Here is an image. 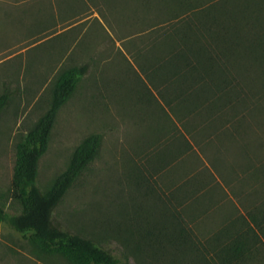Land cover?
<instances>
[{"label": "rangeland", "instance_id": "374dc122", "mask_svg": "<svg viewBox=\"0 0 264 264\" xmlns=\"http://www.w3.org/2000/svg\"><path fill=\"white\" fill-rule=\"evenodd\" d=\"M180 1L0 0V93L5 85L11 92L0 113V204L9 213L22 209L11 194L17 143L50 106L57 76L85 62L89 69L60 108L48 150L39 161L40 185H51L84 136L100 132L102 146L58 204L57 223L128 254L131 264H171L156 255L140 234L151 228L153 237L166 238L175 217L161 197L184 174L203 171L217 186L211 204L199 207L202 211L191 217L188 204H177L198 237L204 239L217 229L227 208L237 205L244 211L250 205V195L246 196L250 180L239 173L240 178L228 182L226 168L221 174L211 160L219 155L225 164L244 160L238 151L240 137L227 146L217 145V139L207 148L193 141L194 146L179 158L168 155L161 144L165 136L176 134L180 143L190 137L185 118H179L160 96L163 84L156 87L146 76L153 56L162 55L172 41L168 32L178 18L175 15L185 16ZM244 88L249 95V87ZM251 116L245 115L251 123L246 141L254 161L260 163L264 162V123ZM163 125L167 129L157 132L162 141L153 142L152 128ZM217 147H222L221 153ZM176 170L180 177L172 183ZM263 183V179L255 181L258 186ZM0 264L72 263L60 254L39 250L1 223Z\"/></svg>", "mask_w": 264, "mask_h": 264}, {"label": "trees", "instance_id": "16d2710c", "mask_svg": "<svg viewBox=\"0 0 264 264\" xmlns=\"http://www.w3.org/2000/svg\"><path fill=\"white\" fill-rule=\"evenodd\" d=\"M179 5L185 9V16L175 15L178 18L172 23V32H168L174 39L162 55L153 56L152 69L146 76L156 87L158 82L163 84L160 96L179 118H185L184 127L190 137L186 135V141L182 138L180 143L176 134L165 136L161 144L166 145L168 155L179 158L194 146L193 141L207 148L217 139V145L227 146L240 137L238 151L244 160L225 164L220 155L211 160L220 173L226 168L228 182L237 180L240 174L250 180L246 196L250 195L251 203L244 211L237 205L227 208L221 225L208 237H198L178 212L177 204H188L191 217L201 210L199 207L211 204L217 186L206 179L203 171L190 172L161 197L172 207L175 217L166 238L153 237L151 228H145L140 236L156 255L171 264H264V183L255 184L256 180L264 182V162L254 161L246 141L251 123L245 121L248 113L264 123V0H210L199 4L181 0ZM88 69L89 62H85L67 67L57 76L50 106L17 143L11 194L22 209L9 213L0 204V224H7L39 250L60 254L72 264H131L128 254L54 219L58 204L99 155L100 132L84 136L50 186L44 188L39 183V161L48 150L58 112ZM245 85L251 96L245 92ZM10 98L5 85L0 93V113ZM240 107L244 108L241 114ZM152 129L156 132L152 140L156 142L161 137L157 132L167 128L163 125ZM221 148L217 147L219 153ZM179 177L176 170L172 183Z\"/></svg>", "mask_w": 264, "mask_h": 264}]
</instances>
